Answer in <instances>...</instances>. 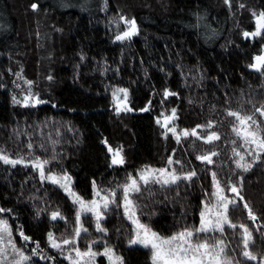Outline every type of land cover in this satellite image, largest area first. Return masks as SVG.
Returning <instances> with one entry per match:
<instances>
[{
	"label": "trees",
	"instance_id": "obj_1",
	"mask_svg": "<svg viewBox=\"0 0 264 264\" xmlns=\"http://www.w3.org/2000/svg\"><path fill=\"white\" fill-rule=\"evenodd\" d=\"M33 2L38 4L35 10L30 7ZM104 2L0 0V83L4 85L0 87V149L14 156L26 154L31 151L27 148L31 139L36 155L50 157L52 141L58 140L55 151L61 159L50 166L66 168L86 199L92 197L93 179L102 188L114 187L117 179L125 180L126 173L136 175V169L149 164L163 167L168 156H173L183 161L185 170L195 167L199 175L190 185L181 183L179 189L141 184L142 193L135 198L146 205L139 210L142 222L169 235L185 223L198 226L204 189L211 191V172L206 169L217 171L221 178L231 174L233 139L245 151L240 138L231 132L234 118L227 117L219 128L214 126L223 134L222 139L208 144L196 137H182L177 143L171 133L165 138L156 117L162 111L170 114L175 107L178 128L190 129L209 118L225 117L228 98L227 106L245 114L264 105V73L247 67L261 52L264 39L242 35L244 30H254L252 10L264 9V0H232L231 8L224 0H108L107 8ZM197 9L207 10V23L219 30L215 38L205 39L203 27L191 26ZM119 14L137 19L140 31L130 40L114 38ZM123 28L120 21L119 30ZM17 71L34 81L33 90L39 92L41 104H13L12 95L21 93L13 81L23 89L28 87L15 76ZM112 85L129 89L132 111L115 113ZM165 88L176 95L165 97ZM141 108L146 110L139 111ZM255 115L264 120L259 113ZM104 138L113 147L123 145L124 165L109 167L111 154L102 142ZM193 141L195 150L190 147ZM217 146L220 155L214 157L215 166L196 160L197 153ZM245 175L242 194L258 215H264V165L257 162ZM118 192L122 195V190ZM31 194L37 199H28ZM46 201L48 210L37 218V210L44 209ZM239 203L231 219L249 224L254 233L253 250L264 253V239L248 219L244 202ZM0 205L15 209L16 215L10 218L14 230L22 225L45 249L49 229L57 235L66 229L63 219L50 222L51 211L57 206L63 210L71 222L68 232L75 219L71 199L58 186L41 182L30 166L0 162ZM83 221L91 235L80 239L82 248L98 235L92 216ZM101 222L109 229L106 238L125 257L126 264H151L149 249L127 243L132 226L121 208L113 206ZM228 231L231 235L232 230ZM14 235L18 238V232ZM18 243L23 242L18 239ZM51 254L57 255L56 250ZM59 260L67 264L63 257Z\"/></svg>",
	"mask_w": 264,
	"mask_h": 264
},
{
	"label": "snow or ice",
	"instance_id": "obj_2",
	"mask_svg": "<svg viewBox=\"0 0 264 264\" xmlns=\"http://www.w3.org/2000/svg\"><path fill=\"white\" fill-rule=\"evenodd\" d=\"M224 2L231 8L232 0H224ZM30 7L35 10L38 8V4L33 2ZM103 7H108V0H105ZM240 7L243 8L245 5L240 4ZM207 15L206 9L194 11L195 22L191 26L197 29L203 27L205 39H213L219 30L212 28L207 23ZM252 17L255 22L254 30H244L242 35L264 39V9L258 12L252 10ZM120 21H123V30H119ZM115 22L118 25V31L114 37L117 41L130 40L140 31L135 17L127 18L124 14H119ZM247 67L264 73V45L261 46V52L253 56V62L249 63ZM15 76L23 80L28 87L23 89L19 83L13 81L16 88H21L19 96L12 95L13 104L23 106L41 104L39 92L33 90L34 81L23 77L22 71H17ZM47 78L51 80L53 77L49 75ZM193 79L196 78L193 77ZM0 87H4V85L0 83ZM111 87L115 113L120 115L122 112L132 111L129 104V89L116 85ZM163 94L165 97L176 95V93H171L168 88L163 90ZM225 96L227 97V93ZM229 104L230 98L225 100L224 112L226 116L221 120L209 118L206 122L197 123L190 129L187 127L178 128L176 123L178 113L175 107L171 109L170 114H165L162 111L156 117V123L162 129L161 135L165 138L171 133L177 143L181 142L182 137H196L208 144L222 139L223 134L215 128L222 126L227 117H232L234 120L230 121L231 132L240 138L242 147L245 149V151H241V147L237 146L235 139L230 141L232 156L229 171L231 174L226 173L221 178L217 171L206 169L211 172V191L204 189L205 199L201 201L199 225L185 223L182 228L170 235L154 230L150 224L142 222V213L139 210L146 205L141 204L135 195L142 193L141 181L143 186L158 184L161 188L175 186L179 189L180 184L184 182L190 185L193 179L199 175L195 167L185 170L183 161L168 156L167 166L145 165L135 170L136 175H133L132 172L126 173L123 182L117 179L114 187L102 188L93 179L92 198L86 199L85 195L76 189L73 178L66 168H63L62 165L58 168L50 166L53 162L61 159L59 153L55 151V144L59 142L58 140L52 141L53 149L50 157L36 155L34 142L31 139L27 144V148L31 151L26 154H17L14 157L0 149V162L13 167L17 165H23L25 168L31 166L32 169L39 172L41 182L50 181L52 184L58 185L71 199L75 208V219L71 232H68L67 228L71 222L63 214V210L57 206L55 210L51 211L50 222L57 221L58 218L63 219L66 222V229L60 235L49 229L47 232L48 248L45 249L41 246L40 241H34L32 236L26 234L22 225H17L14 230L10 218L16 215L15 209L0 205V264H40V261H43L44 264H61L59 257H63L67 264H104L105 260L107 264H126L125 257L119 254L115 246L110 244L106 238L109 229L104 227L101 222L106 213L113 210V206L116 209L122 207L123 216L131 221V235L127 243L129 245L138 244L149 249L151 264H253V262L264 264V253L254 251L252 247L254 243L253 229L248 223H237L231 219L232 211L240 208L239 201H243V208L247 210L248 219L256 226L255 231L260 232L261 238L264 239V215H258L242 194L244 181L247 178L245 174L252 171L257 162L264 165V120L258 119L255 115V113H259L260 116H264V105L255 108L253 113L245 114L239 109L227 106ZM215 108L214 105L213 111ZM145 110V108L139 109L142 112ZM102 142L107 145L108 153L111 154L110 168L126 163L123 145L113 147L107 138H104ZM225 143L227 144L229 141L225 140ZM190 147L195 150V141ZM40 148L44 149V145L41 144ZM175 151L173 149V152ZM219 155L217 146L197 153L195 158L205 162L206 165L215 166L214 157ZM176 165L180 166L179 169ZM231 165L235 167L233 168ZM233 176H237L238 179L234 180ZM21 188L23 189V182ZM118 189L122 190V195ZM151 195L153 193L150 191L149 196ZM177 196H179V191H177ZM28 199L34 200L37 197L35 194H31ZM39 199H43V197ZM48 203V201L45 202L44 209L37 210V218L41 217L42 212L48 210ZM88 213L94 217L98 235L94 239L88 240L87 246L82 248L79 243L80 239L85 235H91L82 219ZM229 229L232 230L231 235ZM14 231L18 232V238L14 235ZM116 231L119 235L120 230ZM18 239L23 243H18ZM29 242H32L34 246H30ZM100 244L103 247H100ZM53 249L56 250L57 255L51 254Z\"/></svg>",
	"mask_w": 264,
	"mask_h": 264
},
{
	"label": "rangeland",
	"instance_id": "obj_3",
	"mask_svg": "<svg viewBox=\"0 0 264 264\" xmlns=\"http://www.w3.org/2000/svg\"><path fill=\"white\" fill-rule=\"evenodd\" d=\"M160 130H161V132H162V129H161V127H160ZM12 156H14V155H12ZM15 157V156H14ZM3 163V162H2ZM19 166H23V165H19ZM165 166H167V164L165 165ZM31 167V166H30ZM37 171V170H36ZM37 173L39 174V172L37 171ZM46 182H49V183H51L50 181H46ZM141 184H143V182L141 181L140 182ZM56 186H58V185H56ZM59 187V186H58ZM61 189V188H60ZM62 190V189H61ZM63 191V190H62ZM66 194V193H65ZM67 195V194H66ZM92 198V197H91ZM90 198V199H91ZM121 209H122V211H123V208L121 207ZM91 213H88V214H86L84 217H82V219H85V218H91ZM93 217V216H92ZM94 218V217H93ZM126 218V217H125ZM127 219V218H126ZM130 223H131V221H129ZM131 226H132V224H131ZM130 246H137V247H143V246H141V245H130ZM144 248V247H143ZM100 258L98 257V260H99ZM104 264H107V262H106V260L104 261Z\"/></svg>",
	"mask_w": 264,
	"mask_h": 264
}]
</instances>
